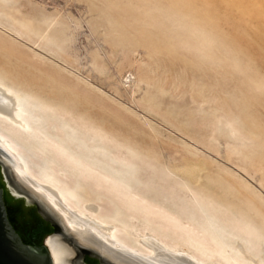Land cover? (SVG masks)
<instances>
[{
	"label": "rangeland",
	"instance_id": "obj_1",
	"mask_svg": "<svg viewBox=\"0 0 264 264\" xmlns=\"http://www.w3.org/2000/svg\"><path fill=\"white\" fill-rule=\"evenodd\" d=\"M0 77L264 227V0H0Z\"/></svg>",
	"mask_w": 264,
	"mask_h": 264
},
{
	"label": "bare ground",
	"instance_id": "obj_2",
	"mask_svg": "<svg viewBox=\"0 0 264 264\" xmlns=\"http://www.w3.org/2000/svg\"><path fill=\"white\" fill-rule=\"evenodd\" d=\"M9 83L0 77V147L13 157L4 159L74 237L119 264H264V227L248 215L201 193L191 197L183 184H173L181 190L174 210L148 199L160 170ZM47 244L54 264H63L55 237Z\"/></svg>",
	"mask_w": 264,
	"mask_h": 264
},
{
	"label": "water",
	"instance_id": "obj_3",
	"mask_svg": "<svg viewBox=\"0 0 264 264\" xmlns=\"http://www.w3.org/2000/svg\"><path fill=\"white\" fill-rule=\"evenodd\" d=\"M4 157L13 158L8 151L0 147V165L9 176L11 183L17 189L22 190L37 203L45 207L47 211L57 219L62 229L60 233L61 237L69 240L76 249L100 254L97 250L82 245L73 234L65 229L59 217L53 212V210H51L36 193L30 190L17 178L12 167L7 161H5ZM6 200L13 207L18 209L15 218L22 229L26 228L27 225L34 223V216L26 206L24 200L14 199L9 191L7 192ZM6 200L4 188L0 184V264H54L53 256L47 241L42 244H28L23 240L22 236L11 221ZM105 259L109 264H115L111 260L107 258Z\"/></svg>",
	"mask_w": 264,
	"mask_h": 264
},
{
	"label": "flooded vegetation",
	"instance_id": "obj_4",
	"mask_svg": "<svg viewBox=\"0 0 264 264\" xmlns=\"http://www.w3.org/2000/svg\"><path fill=\"white\" fill-rule=\"evenodd\" d=\"M0 184L4 188L5 192V200L7 192L9 191L14 199L16 200H24L26 206L31 211L32 215L34 216V223H31L27 225L26 228L22 229L15 218V214L18 211L16 207H13L10 203L7 202L6 204L8 206V212L9 216L11 218V221L15 225L16 229L22 236L23 240L28 244H42L45 241L48 242V240L51 237H55L57 241V245L59 244L60 238H61V226L56 218H54L49 211L45 207H43L41 204L37 203L33 198H31L29 195L25 194L22 190L17 189L12 183L3 169V167L0 165ZM77 240L84 246L96 249L100 254H96L94 252L90 251H84L80 249H72L68 245H65L64 251H65V258L62 261L63 264H109L105 258L111 260L115 264L117 263L112 258L104 255L103 252H101L96 247H93L92 245H89L85 242H83L78 236H75ZM105 258H104V257Z\"/></svg>",
	"mask_w": 264,
	"mask_h": 264
}]
</instances>
